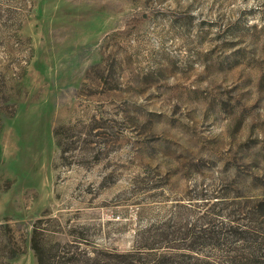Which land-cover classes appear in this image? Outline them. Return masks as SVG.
<instances>
[{
  "label": "rangeland",
  "instance_id": "obj_1",
  "mask_svg": "<svg viewBox=\"0 0 264 264\" xmlns=\"http://www.w3.org/2000/svg\"><path fill=\"white\" fill-rule=\"evenodd\" d=\"M260 203L264 0H0V264H38L35 226L109 264L169 220L264 264Z\"/></svg>",
  "mask_w": 264,
  "mask_h": 264
},
{
  "label": "trees",
  "instance_id": "obj_2",
  "mask_svg": "<svg viewBox=\"0 0 264 264\" xmlns=\"http://www.w3.org/2000/svg\"><path fill=\"white\" fill-rule=\"evenodd\" d=\"M258 216L264 220L263 203L258 207ZM140 223L135 230L132 250L123 253L109 251V264H220L218 259L211 260L206 255L208 249L219 246L221 230L218 227L197 230L179 227L172 220L147 225ZM246 234L244 231L236 234V241H255ZM42 236L35 226L31 248L38 264H80V254L66 250L49 252Z\"/></svg>",
  "mask_w": 264,
  "mask_h": 264
}]
</instances>
